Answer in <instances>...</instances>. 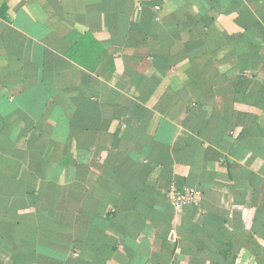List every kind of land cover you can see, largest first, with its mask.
Returning a JSON list of instances; mask_svg holds the SVG:
<instances>
[{"label": "crops", "instance_id": "obj_1", "mask_svg": "<svg viewBox=\"0 0 264 264\" xmlns=\"http://www.w3.org/2000/svg\"><path fill=\"white\" fill-rule=\"evenodd\" d=\"M0 264H264V0H0Z\"/></svg>", "mask_w": 264, "mask_h": 264}, {"label": "built area", "instance_id": "obj_2", "mask_svg": "<svg viewBox=\"0 0 264 264\" xmlns=\"http://www.w3.org/2000/svg\"><path fill=\"white\" fill-rule=\"evenodd\" d=\"M198 192H178L171 190L168 192V196L171 199L174 206L180 209L185 204L195 203L198 200Z\"/></svg>", "mask_w": 264, "mask_h": 264}]
</instances>
